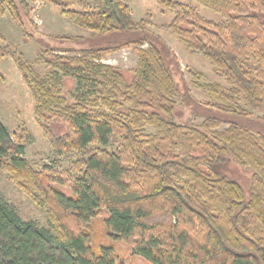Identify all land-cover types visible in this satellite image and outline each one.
<instances>
[{
  "label": "trees",
  "instance_id": "16d2710c",
  "mask_svg": "<svg viewBox=\"0 0 264 264\" xmlns=\"http://www.w3.org/2000/svg\"><path fill=\"white\" fill-rule=\"evenodd\" d=\"M48 1L98 35H138L105 46H50L40 57L51 70L45 77L17 61L46 137L58 152L76 155L78 173L70 195L52 186L64 182L32 170L25 142L0 122V168L32 182L48 200L51 223L23 220L0 198V264H126L113 245L92 244L88 225L102 210L107 235L151 264H264V133L221 117L249 119L257 110L264 125V0H194L222 15L220 22L176 0H154L173 13L164 27L227 83L194 82L210 99L200 103L220 113L200 124L176 119L181 90L167 48L133 20L127 0ZM25 8L23 0H0V10L21 24ZM122 44L137 56L129 78L102 62ZM63 77L76 80L69 99ZM55 120L66 125L61 135L51 132ZM115 137L120 146L104 148ZM229 161L250 170L247 188L217 168Z\"/></svg>",
  "mask_w": 264,
  "mask_h": 264
},
{
  "label": "rangeland",
  "instance_id": "374dc122",
  "mask_svg": "<svg viewBox=\"0 0 264 264\" xmlns=\"http://www.w3.org/2000/svg\"><path fill=\"white\" fill-rule=\"evenodd\" d=\"M23 1L26 8L24 11L19 10L22 24L8 10H0V122L13 139L20 138L25 142L23 158L29 167L32 170L48 171L51 175L59 176L64 183L53 182L52 186L70 195V183L78 173L75 163L76 155L58 152L46 137L41 126L46 121L42 120L44 123H41L36 116L35 98L17 61L31 66L34 74L45 77L51 70L43 62L45 59L40 57L45 50L48 51L50 46H76L78 48L105 46L118 44L128 37H136L138 33L98 35L73 24L62 14L59 6L48 0ZM176 1L193 7L207 20L220 22L224 19L219 13L194 0ZM127 4L133 20L135 22L143 20L145 29L150 34L159 36L165 47L169 49L163 51L181 90L174 112L176 119L180 122L192 121L195 124H200L207 115L220 116V113L208 109L200 103L210 101V99L194 82H217L223 86H227V83L215 73L214 66L205 57L187 49L175 33L164 27L172 19L173 13L154 0H127ZM65 36L70 37V40L63 38ZM68 54L66 53V55ZM102 62L119 67L129 78L137 65L134 46L122 44L116 50L106 53ZM176 64L179 65V68ZM189 70L195 74H190ZM75 85V78L63 77L61 80L62 94L69 99L70 94L75 91ZM251 115L252 117L249 119L228 117L223 114L221 117L238 121L244 125L251 123L254 131L264 133V125L255 119L256 116L263 115V112L252 110ZM50 128L55 135H61L65 131L66 125L62 121L55 120L50 124ZM120 143V138L115 137L104 148L113 151L120 146ZM45 166H48V169H45ZM217 168L239 181L243 187H248L250 170L233 161L219 165ZM0 198L7 202L23 220H33L40 226L51 228L47 211L48 200H43V194L28 178L13 179L8 171L0 168ZM105 216L106 211H100L88 225L94 247L111 244L126 264H151L147 260L133 255L128 243L120 240L114 241L107 235L103 222Z\"/></svg>",
  "mask_w": 264,
  "mask_h": 264
}]
</instances>
